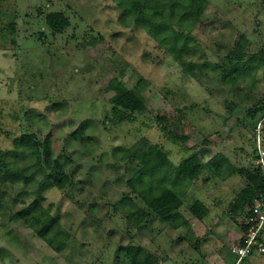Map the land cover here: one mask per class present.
Instances as JSON below:
<instances>
[{
	"label": "rangeland",
	"instance_id": "374dc122",
	"mask_svg": "<svg viewBox=\"0 0 264 264\" xmlns=\"http://www.w3.org/2000/svg\"><path fill=\"white\" fill-rule=\"evenodd\" d=\"M53 11L70 19L61 31L47 23ZM191 31L176 58L119 0H0V150L27 170L26 178L0 174V264H131L127 244L152 264H235L247 207L232 206L249 184L241 168H264V115H252L264 103V0H205ZM236 41L247 52L243 72L226 69ZM115 77L142 94L145 109L116 114ZM25 133L39 141L41 160L18 146ZM142 139L174 165L200 155L197 177H170L185 190L176 218L154 212L129 182L142 162L127 152ZM56 159L69 177L64 188L49 183ZM155 175L136 187L156 184ZM36 199L58 218L60 250L18 215ZM196 200L210 209L203 219L190 209ZM240 264H264V252Z\"/></svg>",
	"mask_w": 264,
	"mask_h": 264
},
{
	"label": "trees",
	"instance_id": "16d2710c",
	"mask_svg": "<svg viewBox=\"0 0 264 264\" xmlns=\"http://www.w3.org/2000/svg\"><path fill=\"white\" fill-rule=\"evenodd\" d=\"M119 4L125 9L126 15L130 13L136 23L144 24L150 34L166 43L174 56L180 58L183 51L189 47L188 33L192 32V25L197 22L199 15L202 13L205 0H119ZM46 20L50 27L57 31L63 30L70 24L69 17L63 11L49 12ZM124 20L126 19L124 18ZM234 51V55L229 57L230 63L226 65V69L232 68V72H243L247 68V52L243 50L241 41H236ZM237 62H241V64L236 66ZM108 88L115 91L111 101L113 109L119 117H124L121 108L131 111L145 109L146 105L142 94L127 86L121 79L113 78L108 84ZM259 112L264 115V103H261L252 115L256 116ZM84 130L85 125L81 124L75 132L76 136H81ZM34 137L32 134H23L17 140L18 146L30 148L38 154V160H41L39 141ZM49 139L50 136L48 135L43 151L47 162L50 161L52 153ZM255 150V155L260 157L259 151ZM7 155L8 152L0 150V174L7 176L8 179L26 178L27 170L25 167L12 164L7 160ZM127 155L130 158H138L142 162L133 179L129 181L132 187L141 193V196L146 199L154 212L167 219L176 218L180 214L179 209L184 204L181 194L185 193V190H176L170 182V177L176 175L178 184H181L184 179L189 182L197 177L203 167L200 155L196 152L192 153L180 164L174 165L161 145L151 143L148 139H142L139 144L128 150ZM223 159H225L223 154L217 155L214 162V168L217 172H219L221 160ZM49 167L52 169V173L49 175L52 179L49 183L64 188L65 184L69 182V177L67 174L61 173V170H63L62 162L56 159L54 164L49 165ZM157 171L160 173L155 175ZM241 171L248 178L249 184L238 193L237 198L233 201L232 211L236 214H242L245 207L251 209L255 198L264 193V168L262 166H256L254 169L242 167ZM147 172L155 175L156 184L150 183L148 187L138 189L135 181L143 182ZM43 196L41 193L40 198H43ZM190 209L199 219L205 218L210 211L209 207L201 200L194 201ZM18 215L25 220L26 224L36 229L38 234L50 245L57 250L62 248L63 245L56 243L53 235L59 225L58 218L51 213L50 207H42L40 199H36L31 204L23 207ZM242 227H244V224ZM121 248L131 260V264H152L148 254L144 257L141 256V247L127 244Z\"/></svg>",
	"mask_w": 264,
	"mask_h": 264
},
{
	"label": "built area",
	"instance_id": "2783aa9c",
	"mask_svg": "<svg viewBox=\"0 0 264 264\" xmlns=\"http://www.w3.org/2000/svg\"><path fill=\"white\" fill-rule=\"evenodd\" d=\"M243 224V234L232 245L237 255L235 264H240L249 255L264 252V193L255 198L251 209H247Z\"/></svg>",
	"mask_w": 264,
	"mask_h": 264
}]
</instances>
